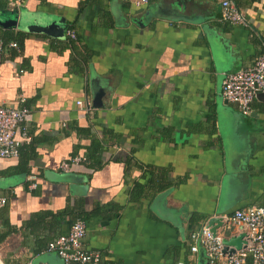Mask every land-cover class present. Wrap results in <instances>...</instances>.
<instances>
[{
  "label": "crops",
  "instance_id": "obj_1",
  "mask_svg": "<svg viewBox=\"0 0 264 264\" xmlns=\"http://www.w3.org/2000/svg\"><path fill=\"white\" fill-rule=\"evenodd\" d=\"M232 1L247 25L223 21L220 0H0V105L29 107L16 137L31 136L0 157L5 264H63L46 245L75 217L107 264H210L191 235L264 206V91L249 114L221 93L264 52V0ZM25 16L61 33L27 30ZM75 147L82 162L62 169ZM149 178L165 186L132 197Z\"/></svg>",
  "mask_w": 264,
  "mask_h": 264
},
{
  "label": "built area",
  "instance_id": "obj_2",
  "mask_svg": "<svg viewBox=\"0 0 264 264\" xmlns=\"http://www.w3.org/2000/svg\"><path fill=\"white\" fill-rule=\"evenodd\" d=\"M136 6H142L149 0H128ZM221 19L232 24L247 25L244 14L232 0H220ZM67 36L74 40L76 34L72 29L66 30ZM17 47L15 42L9 43ZM2 45L0 44V50ZM259 91H264V52L259 55L252 65L243 69L226 73L222 80V95L235 103L243 114H249L251 103ZM82 105V101H77ZM88 109L90 106H88ZM29 107L0 105V157L16 158L19 155L22 141L29 142L31 136L23 126L22 140L17 139L16 131L20 124L27 120ZM63 125H65L63 123ZM83 158L73 156L62 161L60 167L64 170L73 164H79ZM33 178V177H31ZM31 187L34 183L30 184ZM6 203L0 197V208ZM224 221L228 229L235 227L239 232H244L245 244L233 253L223 254L221 235H213L207 226L200 232L193 233V238H200L205 248V254L210 264H264V206H248L236 209L231 215L225 216ZM86 224L83 220H75L64 234H59L47 242L46 249L54 251L62 259L63 264H107L98 250L87 249L84 245ZM196 250L195 246L191 247ZM0 264H5L0 259ZM22 264H33L25 262ZM176 264H183L178 262Z\"/></svg>",
  "mask_w": 264,
  "mask_h": 264
},
{
  "label": "water",
  "instance_id": "obj_3",
  "mask_svg": "<svg viewBox=\"0 0 264 264\" xmlns=\"http://www.w3.org/2000/svg\"><path fill=\"white\" fill-rule=\"evenodd\" d=\"M26 20V29L43 32L50 34L52 36H56L57 34L61 33V30L58 29V26L55 21L49 18H38L36 16H25ZM101 94L97 93L96 98ZM96 101V100H95ZM207 227L213 233V235H217L218 229L220 227H224L226 222L224 221V217L222 215H211L206 222ZM245 233L244 232H237L230 235H222L221 241L223 244L222 252L223 254L226 253H233L236 250H239L245 244L244 239Z\"/></svg>",
  "mask_w": 264,
  "mask_h": 264
},
{
  "label": "trees",
  "instance_id": "obj_4",
  "mask_svg": "<svg viewBox=\"0 0 264 264\" xmlns=\"http://www.w3.org/2000/svg\"><path fill=\"white\" fill-rule=\"evenodd\" d=\"M76 128V127H74ZM77 131H85V128H77ZM102 152V143L98 142L96 140L91 141V145L86 146L84 156L89 161L88 165L93 168H99L102 165V162L100 161V155ZM78 153V147H75L72 153L73 155H76ZM83 156V155H81ZM83 156V158H84ZM71 158V157H70ZM69 158V159H70ZM82 162V161H81ZM22 167V165H21ZM22 169H24L22 167ZM165 184H158L154 182V179L149 178L144 183L135 182L131 188V196L140 198V196L144 195V192L148 190H151L152 192L154 190L160 189L164 187ZM75 220H82L81 217H75L72 222ZM8 236V233H0V243Z\"/></svg>",
  "mask_w": 264,
  "mask_h": 264
}]
</instances>
